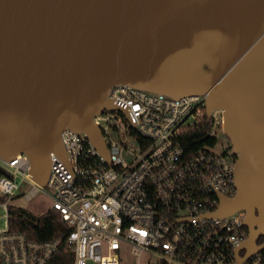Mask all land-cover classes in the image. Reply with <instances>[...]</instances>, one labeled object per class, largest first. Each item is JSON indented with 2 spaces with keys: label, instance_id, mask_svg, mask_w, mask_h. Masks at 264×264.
<instances>
[{
  "label": "water",
  "instance_id": "95a60500",
  "mask_svg": "<svg viewBox=\"0 0 264 264\" xmlns=\"http://www.w3.org/2000/svg\"><path fill=\"white\" fill-rule=\"evenodd\" d=\"M114 84L223 110L236 192L210 214L243 210L240 246L264 245V0H0V160L24 153L44 186L65 129L107 158L93 117Z\"/></svg>",
  "mask_w": 264,
  "mask_h": 264
},
{
  "label": "built area",
  "instance_id": "2783aa9c",
  "mask_svg": "<svg viewBox=\"0 0 264 264\" xmlns=\"http://www.w3.org/2000/svg\"><path fill=\"white\" fill-rule=\"evenodd\" d=\"M108 93L116 107L93 117L107 158L85 133L65 129L67 163L51 153L44 186L31 180L24 153L0 160L8 172L0 176V196H13L23 182L32 192L45 187L49 208L69 229L64 239L37 241L10 231L7 222L0 264H120L124 248L136 264H264V245L251 255L240 246L248 236L243 210L210 214L219 195L236 192L232 146L218 154L210 149L223 110L207 116L206 93L173 97L128 84ZM203 120L206 131L192 139L201 144L188 155L183 133ZM110 125L119 139H107Z\"/></svg>",
  "mask_w": 264,
  "mask_h": 264
},
{
  "label": "trees",
  "instance_id": "16d2710c",
  "mask_svg": "<svg viewBox=\"0 0 264 264\" xmlns=\"http://www.w3.org/2000/svg\"><path fill=\"white\" fill-rule=\"evenodd\" d=\"M206 121L203 120L199 126L186 128L183 133L185 144V153L190 155L198 146H193L192 139L200 138L206 131ZM8 174V172L0 167V176ZM8 195L0 196V203H6V215L8 228L10 231L25 234L26 237L42 241L53 239H64L68 232V226L58 218L56 211L52 208L43 210L40 214H36L26 207H21L7 202Z\"/></svg>",
  "mask_w": 264,
  "mask_h": 264
},
{
  "label": "rangeland",
  "instance_id": "374dc122",
  "mask_svg": "<svg viewBox=\"0 0 264 264\" xmlns=\"http://www.w3.org/2000/svg\"><path fill=\"white\" fill-rule=\"evenodd\" d=\"M102 126L105 124L104 122H101ZM112 124V123H110ZM108 138L112 139H119V133L114 128L111 127V125L108 127ZM216 135H215V144L210 146L211 151L214 153H222L225 149H228L230 146V143L228 142V139L223 132L222 126L217 125L214 128ZM125 143L133 148V150H138V146L134 142L133 139L128 138L125 140ZM126 158V156H125ZM21 188L9 199L7 202L12 203L17 206H24L30 211L40 214L43 210L47 209L50 206L51 201H49V198L47 194L45 193L44 189L40 188L37 189L36 192H32V184L29 182H23L21 183ZM6 208L3 206V204L0 203V230L6 228L7 220H6ZM120 264H136V260L134 256L129 252L127 248H124V250L121 252V262Z\"/></svg>",
  "mask_w": 264,
  "mask_h": 264
},
{
  "label": "flooded vegetation",
  "instance_id": "af4514ba",
  "mask_svg": "<svg viewBox=\"0 0 264 264\" xmlns=\"http://www.w3.org/2000/svg\"><path fill=\"white\" fill-rule=\"evenodd\" d=\"M264 240V234H260L259 236H258V238H257V242L259 243V242H261V241H263Z\"/></svg>",
  "mask_w": 264,
  "mask_h": 264
},
{
  "label": "bare ground",
  "instance_id": "6f19581e",
  "mask_svg": "<svg viewBox=\"0 0 264 264\" xmlns=\"http://www.w3.org/2000/svg\"><path fill=\"white\" fill-rule=\"evenodd\" d=\"M34 184H36V183L34 182Z\"/></svg>",
  "mask_w": 264,
  "mask_h": 264
},
{
  "label": "crops",
  "instance_id": "0c3cea01",
  "mask_svg": "<svg viewBox=\"0 0 264 264\" xmlns=\"http://www.w3.org/2000/svg\"><path fill=\"white\" fill-rule=\"evenodd\" d=\"M23 207V206H22Z\"/></svg>",
  "mask_w": 264,
  "mask_h": 264
}]
</instances>
